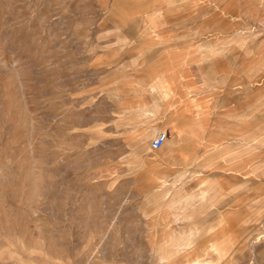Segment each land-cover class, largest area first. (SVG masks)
Returning <instances> with one entry per match:
<instances>
[{"label": "rangeland", "instance_id": "1", "mask_svg": "<svg viewBox=\"0 0 264 264\" xmlns=\"http://www.w3.org/2000/svg\"><path fill=\"white\" fill-rule=\"evenodd\" d=\"M261 1L182 0L173 13L158 15L161 39L155 34L132 43L128 26L109 13L112 0H0V264H155L146 238L151 230L176 231L200 245L221 238L210 228L218 213L200 212L197 196L187 217L157 218L146 228L144 194L150 188L139 184L147 175L162 169L169 178L151 177L160 192L168 190L158 197L159 207L197 195L205 176L190 162L182 173L155 162L146 168L150 161L131 153L149 131L147 147L158 131L167 140L175 136L166 117L182 96L189 128L198 130L189 133V144L184 138L185 149L197 147L200 157L202 146L221 144L231 158L240 154L243 170L264 175V154L251 163L245 156L264 149L254 133L264 132V120H245L264 110ZM148 31L155 33H140ZM201 42L209 47L199 45L192 53L197 59L189 54L177 66L184 89L175 82L165 90L157 76L170 69L166 44L180 50ZM234 55L255 60L258 70L238 71ZM115 81L127 103L148 104H117L111 99ZM172 148L165 142L149 154L167 155ZM227 152L211 161L222 162ZM259 186L258 219L229 228L223 255L213 251L193 264H264V181ZM253 237L258 241L251 244Z\"/></svg>", "mask_w": 264, "mask_h": 264}, {"label": "bare ground", "instance_id": "2", "mask_svg": "<svg viewBox=\"0 0 264 264\" xmlns=\"http://www.w3.org/2000/svg\"><path fill=\"white\" fill-rule=\"evenodd\" d=\"M106 1L107 0H102V3L103 2L106 3ZM263 1H261V2H263ZM130 4H131V0H112L110 7H109V13L114 15L118 19V22L120 23V25H122V27L124 29H126L128 26L127 25V23H128V12H129L128 7ZM255 8H257V7H255ZM256 12H258V11H256ZM254 14H255V12H254ZM126 32L128 33V30ZM225 50L226 49H223V51H225ZM211 53H212V55L216 56L215 51L212 50ZM240 53L242 54V52H240ZM246 53H249V51ZM252 54H250V55H252ZM204 56H205V54H204ZM190 57L191 58L194 57L195 59L198 58L196 53L190 55ZM234 57L238 58V66H235V67H239L238 71L243 72L245 70H249V71H252L254 69L258 70L257 62L255 60L250 61V59L247 58L248 56L244 57V56L234 55ZM186 58H187V60L186 59L179 60L177 62V66H184V64H186L188 62V57L186 56ZM214 59H215V64H218L219 61H222V60H220V57H217V56H216V58L214 57ZM263 59L264 58H262V60ZM224 65H227V64H224ZM212 66H213V69H215L214 62H212ZM228 66H231V64H229ZM231 67H233V66H231ZM226 69L227 68H225V70ZM158 84H159V82H158ZM245 118H247L245 120H249L250 124L256 123L260 120H264V110L260 111L256 116H253V117H252V114L250 116L245 115ZM201 124H203V123H201ZM246 126H247V124H245V123L242 124V127L244 129L246 128ZM179 128H180V126H177V129H179ZM253 131H255V130H253ZM150 133H152V132L149 131V133H147L146 135H142V136L137 138V140H136L137 142L134 145L135 147L136 146L137 147L135 149L133 148L131 156H138L141 159H148L150 162H155V163L159 162V161L161 162V161H163V158H161V155L158 157H155V158L151 157L149 154V152H151L149 147H147L144 144V140L147 139L148 137H150V135H151ZM254 133L257 134V137L259 138V140L264 143V132H263V130L260 128L259 130L255 131ZM166 141H167V139H166ZM202 147H203V149L201 151L202 152L201 155H203L205 152H207L210 156H214V155L219 156L221 153L224 154L225 152L228 151V148L226 146H224L225 147V149H224V147L221 144L216 145V143H214V142L210 143L209 145L202 146ZM151 150H153V149H151ZM156 150H158V149H156ZM194 151L196 153H198L197 156L200 155L197 147H194ZM142 154H148V155L143 156ZM263 154H264V149H260L258 152L254 153V154H252V153L249 154V152H246L245 156H247L248 158H251V161L250 160L248 161L249 163H251L254 160L260 159V157ZM205 155H204V157H205ZM239 155L240 154L235 155L234 156L235 159H233L234 157L231 158L232 155L229 152L228 156L224 157V159H223L224 162L217 164L214 167V170L212 173L209 172V173L203 174L205 176L202 178V182L204 183L203 190L198 192L197 195H190L191 197L186 195L181 199L169 201L168 202L169 204H167L166 207H164V206L159 207V203L157 202V200H158V197L160 195H164L165 193L167 194L168 190H166L164 192H160V190H159L160 185H155V182L151 178V177H153V178L154 177L155 178L163 177V178H165V180H169V178H167L164 170H162V169H161V171L158 170V171L154 172L152 174V176L147 175L144 178L145 179V181H144L145 185L143 184V186H142V183L139 184L140 189H142V187L150 188L149 191L144 194V198H145L147 204L150 205L149 208L147 207L146 209L143 210V215H144L145 219H147V222L145 224L146 228L155 227L156 223H157L155 221V219H157V218H159V220L167 221V220H170V218H171V220H176L179 216L187 217V214L189 213V209H188L189 201L191 199H193L192 198L193 196H197V202L199 204L198 210L200 212L204 211V210L205 211H212V212L216 211L219 215L218 220H217V224H213L210 228L216 230V232L212 233V235L215 234V236H220L221 238H219L218 240L212 241V242H207L206 244H202V245H200L199 243H195L194 240L190 239V238L189 239H183L182 237H180L176 233V231H172V230L170 232L163 233L160 235H157L154 232V230L147 232L146 238H147L148 243L151 246V251H152L153 256H154L153 261L155 262V264H183V263L185 264V262L186 263L191 262L193 264V263H197L196 260L199 257H203V258L209 257L210 255L213 254V251H216L218 254L223 255L228 250V248H229L228 246L230 244L228 241V238L226 237V236H230L231 232L230 233L228 232L229 228H231L236 223L238 225L239 224L241 225V223H247V221L254 222L255 220L258 219V215L260 213V207L261 206H259L260 205V198L257 195V188L261 189L259 186V183L264 181V175L256 174L257 171L255 168H252L253 170L252 169L246 170V168H245V170H243L242 166H241L242 165L241 160L239 158H238V160L236 159V156H239ZM141 159H140V161H141ZM209 159H212V158L210 157ZM185 162H186V160H185ZM242 179L246 183H239L238 182V180H242ZM162 210H163V213H159ZM249 211H250V213H249ZM259 237H261V235ZM257 241H258V239L254 238V237L250 239L251 244L256 243ZM172 253H176V255L171 256Z\"/></svg>", "mask_w": 264, "mask_h": 264}, {"label": "crops", "instance_id": "3", "mask_svg": "<svg viewBox=\"0 0 264 264\" xmlns=\"http://www.w3.org/2000/svg\"><path fill=\"white\" fill-rule=\"evenodd\" d=\"M180 1H182V0H131V4L128 7L129 12H128V23H127L128 28L130 30V33L134 34L133 38L130 37L131 42L133 43V42L139 41V40L143 39L144 37L145 38L152 37L155 34L160 35L159 29L162 26V23H160V21H159L160 17L158 15H161L163 13L164 14L165 13H167V14L173 13L175 11L174 7L178 6L180 4ZM150 3H153L154 6L155 5L159 6L160 4L166 3V7L160 8V6H159V7H154L153 9L150 10L148 8ZM187 4L190 6H194L196 4V1H191V2H188ZM147 28L154 30L155 33L149 32V31L144 32L143 34L140 33L141 30L146 31ZM162 37L163 36L160 35V37H156V38L161 39ZM157 42L163 43L164 40H159ZM199 45H200V47L201 46H208V45L201 42L197 46L185 47V48L178 50V49H175V46L166 44L165 55L168 58H170V60H171V65L167 68H170V69H166V71L162 72L161 74H159L157 76V78H160L161 81L163 82V86H164L163 88L165 90H171L172 85L175 82L177 84L179 83L183 88V80L177 73V70H178L177 61L187 59L186 56L189 54H192L193 50L196 49L197 47H199ZM166 73H169L171 75L170 76H166V75L162 76L163 74H166ZM141 82H137V86L144 87V85ZM128 83L130 84V82H128ZM113 86H115V89L114 90L112 89L113 93H115V96H113V94H112L111 99L115 100V102L117 104H140V103L148 104L147 102H145L143 100H140L138 103L137 102L127 103V99L122 95V93H121L122 91L117 86L116 81L113 82ZM134 89H131V90L136 91ZM191 93H192V90H191ZM133 98L137 99L135 96ZM181 98H182V101L179 104H175V105L169 104V105H174V106L169 109V114L166 117L169 127L171 129L175 130V136H172L171 140L168 139L166 141L167 144L170 143L171 145H173V148L169 151V153L167 155L161 154V158H163V161L153 163V166L157 165V167H159V168L160 167H171L173 169L181 168L182 164L185 163V160H186V162H190V163L193 162L192 164L195 166V170L198 173H203V174L209 173V172L212 173L214 170V167L217 164L223 163L224 160L220 163L218 161L214 162V160L211 161V159H209L211 156L207 152H205L203 155H201V157H199L195 154H193L191 156L188 155L189 152H195L194 148L193 149H189V148L185 149L186 146H188V144L192 141V138L194 137V136H189V133L191 132V133L197 134L196 133L197 130L195 129V132H193L194 129L189 128L190 127L189 126L190 120H189L188 115L185 112L186 106L184 103V97L181 96ZM190 103H191V101H190ZM187 104H189V103L187 102ZM192 104H194V103H192ZM195 105L197 106V108H199V104H196V102H195ZM198 111H199V109H198ZM229 117H231V115ZM177 126H180L179 137L177 135ZM120 129L122 131V128H120ZM190 129H191V131H190ZM184 138H187V140H189V142L187 141L188 142L187 145H185V143H184V141H185ZM195 140H196V138H195ZM147 141H148V139H147ZM204 155H205V157H204ZM219 156H223V153H221ZM213 157H215V155L212 156V158ZM145 163L146 164L144 167H146V168H148L150 166V164H152V162H146V161H145ZM176 172L182 173V172H184V170L181 168L179 171H176Z\"/></svg>", "mask_w": 264, "mask_h": 264}, {"label": "built area", "instance_id": "4", "mask_svg": "<svg viewBox=\"0 0 264 264\" xmlns=\"http://www.w3.org/2000/svg\"><path fill=\"white\" fill-rule=\"evenodd\" d=\"M167 139V133L158 131L157 134L150 140V147L153 150L159 149Z\"/></svg>", "mask_w": 264, "mask_h": 264}]
</instances>
